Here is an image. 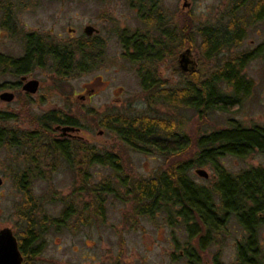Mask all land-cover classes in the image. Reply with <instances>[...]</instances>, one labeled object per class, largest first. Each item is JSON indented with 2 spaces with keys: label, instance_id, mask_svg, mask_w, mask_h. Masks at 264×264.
Returning <instances> with one entry per match:
<instances>
[{
  "label": "rangeland",
  "instance_id": "obj_1",
  "mask_svg": "<svg viewBox=\"0 0 264 264\" xmlns=\"http://www.w3.org/2000/svg\"><path fill=\"white\" fill-rule=\"evenodd\" d=\"M234 1L160 0L159 6L165 16L161 27L148 25L141 18L136 0H21V10L14 14L17 31L7 30L2 25L4 13L0 9L2 54L22 56L25 35L33 31L56 42L75 44L84 40L99 45L96 66L89 72L61 76L53 71L50 61L44 67H35L32 75L40 80V86L38 92L31 94L32 98L23 90H3L0 87V95L4 91L14 93L10 102L0 97V113L13 114L15 118L6 124L26 134L36 127V117L47 111L60 110L73 116L81 128L75 132L80 136L79 140L118 154L125 171L136 178L152 177L173 162L190 158L197 150L195 142L199 136L228 127L232 119L246 127L264 126V19L250 27L239 48L231 50L234 54L260 50L259 57L244 69L253 80V87L241 107L233 111L212 110L201 115L190 108L150 105L142 85L140 65L130 60V50L123 43V38L132 33L145 34L151 40L163 37V27L176 31V34H192L194 43L191 47L187 43L183 48L175 47L174 58L157 62L156 67L159 77L168 80L170 86H182L185 78L178 61L180 53L190 48L197 62L195 71L201 74L212 71L216 61L201 56L198 29L228 19L227 8ZM254 1L257 0H246V8ZM88 24L98 28L99 32L87 36L84 27ZM19 79L12 68L0 65V83ZM108 114H156L173 119L177 122L176 130L189 135L193 145L185 154L175 158L165 157L155 150H138L122 141L114 131L100 125L101 119ZM60 135V131L54 128L50 137L61 139ZM32 151L27 144L0 145V230L10 227L18 237H21L25 223L17 213L23 201L17 180L21 171L32 163L27 155L31 156ZM49 157L43 158V163L39 161L44 174L32 179V189L41 203L37 217L39 220L45 216L48 218L38 241L43 252L36 259L37 264H190L189 248L196 249L200 264H214L217 254L224 262L235 259L236 242L242 232L234 219L224 235L202 250L196 238L189 239L182 218L174 215L171 223V216L160 213L154 218L139 217L132 224L131 202L112 194L106 195L103 217L94 218L92 225L73 227L72 222L62 226L51 223L50 219L60 216L71 198L83 204L91 199V195L76 190L81 182L80 164L74 169L65 159L53 161ZM220 163L227 171L236 174L247 168L264 167V153L254 152L246 157L226 155ZM198 168L207 170L209 178L199 176L196 173ZM87 172L91 182L115 180L110 166L94 164ZM191 175L197 182L212 186L216 174L210 165H201L194 166ZM260 240L264 247V228Z\"/></svg>",
  "mask_w": 264,
  "mask_h": 264
},
{
  "label": "trees",
  "instance_id": "obj_2",
  "mask_svg": "<svg viewBox=\"0 0 264 264\" xmlns=\"http://www.w3.org/2000/svg\"><path fill=\"white\" fill-rule=\"evenodd\" d=\"M136 1L141 18L148 25L161 27L165 16L159 6L160 0ZM245 1L235 0L227 8L228 19L198 29L201 56L208 61L215 60L216 65L207 74L198 71L184 73L182 86H170L168 80L159 77L156 67L157 62L174 58L175 47L183 48L186 43L191 47L194 43L192 34H176V31L163 27V37L154 40L140 33L123 38L124 47L130 50V60L140 65L142 85L150 105L190 108L201 115L212 110L233 111L241 107L253 87V80L244 69L259 57L260 50L235 54L231 50L239 48L250 27L264 19V0L254 1L247 8ZM2 25L7 30L17 31L12 14H4ZM98 46L97 42L84 40L75 44L56 43L37 32H28L25 53L20 57L0 53V65L22 74L35 67H44L50 61L53 71L61 76L89 72L96 66ZM14 118L8 112L0 113V145L27 144L33 150L31 156L27 153L32 163L21 171L17 180L23 193L17 211L25 223L21 237L17 236L23 264H37L35 261L43 252L38 241L48 218L45 216L39 220L37 217L41 203L32 189V179L44 174L39 161L49 156L53 161L65 159L74 169L80 164L81 182L76 190L91 195V199L83 204L71 198L65 203L61 215L50 219L51 223L62 226L72 222L73 227L92 225L94 218L103 217L106 195L112 194L131 202L132 224L139 217L154 218L160 213L171 216V223L174 215L182 218L189 239L196 238L202 250L224 235L234 219L242 232L236 242L235 259L224 262L217 254L214 264H264V247L260 240L264 228V167H251L233 174L220 163L226 155L246 157L254 152L264 153V126L246 127L232 119L228 127L199 136L195 142L197 150L190 158L177 160L152 177L136 178L125 171L118 154L110 150L79 139L50 137L54 126H80L73 116L60 110L47 111L36 117V127L27 134L6 124ZM100 125L114 131L122 141L138 150H155L165 157L182 156L193 145L189 135L176 130L175 120L156 114H108L101 119ZM94 164L110 166L115 180L91 182L87 171ZM201 165H210L215 170L212 186L201 184L192 177V168ZM187 253L190 264H200L201 258L195 248H189Z\"/></svg>",
  "mask_w": 264,
  "mask_h": 264
},
{
  "label": "water",
  "instance_id": "obj_3",
  "mask_svg": "<svg viewBox=\"0 0 264 264\" xmlns=\"http://www.w3.org/2000/svg\"><path fill=\"white\" fill-rule=\"evenodd\" d=\"M187 5V4H185ZM71 30H73L71 28ZM99 29L95 26L88 24L84 27V33L87 36H92L98 33ZM179 65L184 73L193 72L196 70L197 62L192 57L190 48L182 51L179 55ZM23 79H27L23 77ZM39 80L29 79L24 85L23 89L29 93H36L39 89ZM2 100L10 102L14 99V93L11 91H4L0 95ZM57 129L60 130L61 135L78 131L80 128L72 125H58ZM196 173L204 178H209V173L204 168H198ZM24 257L19 247V240L14 230L10 227H5L0 230V264H23Z\"/></svg>",
  "mask_w": 264,
  "mask_h": 264
},
{
  "label": "flooded vegetation",
  "instance_id": "obj_4",
  "mask_svg": "<svg viewBox=\"0 0 264 264\" xmlns=\"http://www.w3.org/2000/svg\"><path fill=\"white\" fill-rule=\"evenodd\" d=\"M0 9L3 11L4 14H12L14 15L18 10H21V0H0ZM17 26V25H16ZM71 29V28H70ZM35 32V31H33ZM37 32V31H36ZM38 33V32H37ZM40 34V33H39ZM46 37V36H45ZM48 40L50 41H54L56 42L55 40H51L50 38L46 37ZM56 43H67V42H59L57 41ZM2 54V53H1ZM16 76H19L20 79L17 80V81H14V82H1L0 83V87L3 89V90H6V89H12V90H23L25 92V94L29 97L32 98L31 94H35V93H29L27 91H25L23 89V85L24 83L29 80V79H37V78H34L33 75H32V71H29V72H26V73H22V74H19V73H15ZM23 77H26L27 79H23ZM38 80V79H37ZM39 83H40V80H39ZM40 86V84H39ZM38 92V91H37ZM82 98H85L82 96ZM5 101V100H4ZM76 127H79L80 126H76ZM55 130L56 131H60L59 129H57L55 127ZM81 131V128L78 130V131H73V132H70V133H67L66 135H60L61 138H66V139H79L80 136L78 134H75V132H79ZM61 134V133H60ZM77 136V137H76ZM82 139V138H81ZM88 141V140H87Z\"/></svg>",
  "mask_w": 264,
  "mask_h": 264
}]
</instances>
